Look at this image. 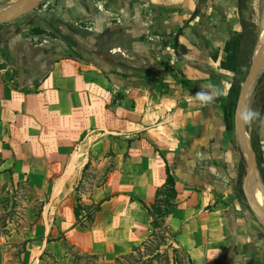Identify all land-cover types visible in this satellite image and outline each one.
<instances>
[{
	"label": "crops",
	"instance_id": "crops-1",
	"mask_svg": "<svg viewBox=\"0 0 264 264\" xmlns=\"http://www.w3.org/2000/svg\"><path fill=\"white\" fill-rule=\"evenodd\" d=\"M243 20L238 0H44L0 26V191L51 182L50 194L63 195L83 180L90 154L77 142L91 132L112 139L115 165L91 195V203L107 200L91 228L77 224L73 203L58 209L37 223L43 234L28 239L20 264H68L66 245L111 264L141 246L151 217L137 199L155 202L167 166L178 193L167 224L193 263L264 264V231L237 195V139L223 112L234 76L222 68L225 49ZM118 25L137 38L108 47L111 61L129 54L125 70L76 54L67 42L64 57L54 60L51 51L37 60L46 46L37 35L60 28L117 37ZM137 50L146 70L134 63ZM201 90L214 99L201 102ZM261 145L264 156V127Z\"/></svg>",
	"mask_w": 264,
	"mask_h": 264
},
{
	"label": "rangeland",
	"instance_id": "rangeland-1",
	"mask_svg": "<svg viewBox=\"0 0 264 264\" xmlns=\"http://www.w3.org/2000/svg\"><path fill=\"white\" fill-rule=\"evenodd\" d=\"M31 1L32 0H0V18L6 17L15 10L27 8ZM246 14L248 15L247 23L249 24L247 33L249 36L252 34L255 35L253 36L255 47L252 50H250L252 42L250 40L247 42L248 49L252 52L251 55L247 57V64L244 69V74L247 79L252 66L264 50V0H248ZM116 29L117 37H95L91 34L90 36H81L77 31L63 32L60 28L53 29L49 32L47 37L37 35L39 36L38 44L46 45L44 49H39L37 60L39 62L43 59L45 57V52H47L49 56L51 51H53L54 60L64 57L67 52L63 47V42H67L70 51L76 54H83L90 60H95L100 64H105L107 66L112 64L125 70V55L129 56V54L125 53L123 50L119 51L113 58L114 60L111 61L108 47L114 43H117L122 47L126 45L129 46L131 41L136 43L137 38L134 36L129 37L127 32H129L130 29H126L122 25H118ZM57 35L61 37H56ZM45 42H48V44ZM133 58L134 63L137 64L139 69L146 70L147 65L144 54L137 50L133 53ZM37 67L39 70L35 71V73H41L39 64ZM263 73L264 68L258 73L257 79L260 78ZM255 85L256 81L248 98L250 103L246 106L247 108L252 109V97ZM241 125L243 126L244 132L251 144L250 131L253 126V121L250 124L242 122ZM235 134L237 143L240 146L248 165L247 179H244L242 182V189L246 198L244 206L253 223L259 229L264 231V227L256 219L252 211L251 199L248 195L252 178L250 156L247 149H244L245 151L242 149L243 143L240 141V133L236 131ZM109 142H112L110 137L99 136V133L93 132L85 135L84 138L77 142V147H81L83 151L90 154L89 167L85 171L83 180L77 183H70L71 188L63 195L54 196L50 194L53 185H55V183L51 182H24L14 187L13 193H9L6 190L0 191V253L6 256L5 259H7V261L5 264H20L18 258L25 248L28 239L37 240L43 234V226L37 227V223L43 220L46 221V219H54L56 217L55 212L58 213V209H64L65 206H68L71 203L74 204V209L76 206L81 207L80 209H94V206L91 203V195L97 188L105 185L111 172L115 168L113 160L114 154L108 147ZM95 145H98L99 147L96 151L93 150ZM92 151L94 152L92 153ZM251 188L254 189L255 194L257 195L255 186L252 185ZM164 199L165 198H163V200ZM257 208L259 209L258 205ZM44 209H51L50 213L43 214ZM259 213L262 216L260 209ZM83 215L85 216V214ZM89 224V222L84 223V225L88 226ZM152 230L150 224L148 233L150 234ZM59 239L61 240V237H59ZM66 248L69 257L68 264H72L73 262H76V264L84 263V261L78 259L75 261L73 256L77 250L71 249L72 247L68 245H66ZM99 264H106V262L105 260L100 259Z\"/></svg>",
	"mask_w": 264,
	"mask_h": 264
},
{
	"label": "trees",
	"instance_id": "trees-1",
	"mask_svg": "<svg viewBox=\"0 0 264 264\" xmlns=\"http://www.w3.org/2000/svg\"><path fill=\"white\" fill-rule=\"evenodd\" d=\"M247 2L248 0H238V7L241 14L247 9ZM198 14L199 12L197 11L196 15ZM248 26L249 24L243 20V32L231 36L225 49L228 57L226 61L222 63V68L234 75L228 99L223 103L226 126L231 133L236 132V111L241 89L246 81L244 69L247 64V57L252 53L250 50L255 47V43H253V36L255 35H248ZM182 33L183 31H180L178 36ZM248 40L252 42L250 50L247 45ZM176 48H180L179 45H176ZM252 110L258 112L259 116L253 120V126L250 131L251 146L256 156L260 180L264 184V156L261 145V134L264 127V73L256 80L252 97ZM236 148L240 158L238 176L239 188H237V195L242 202H245L246 198L242 189V182L247 177L248 165L238 143H236ZM88 167L89 164L86 166V169H88ZM166 170V182L158 189L155 202L148 206L143 201L137 199V201L147 209L152 220L151 227L153 230L141 246L134 248L127 254L119 256L111 264H194L190 253L179 245L177 233L167 224L168 218L177 209L178 193L176 190L175 178L168 166ZM163 198L165 199L163 200ZM106 201L107 200H103L97 204L92 203L94 209H80L81 207L76 206L74 211L77 217V224L84 229L91 228L95 216L101 212V207ZM83 214H85V216ZM86 222L90 223L89 226L84 225ZM71 249L77 250L75 247ZM24 252L25 248L22 253ZM73 257L75 261H77V259L84 261L83 264H99L102 258L101 255L85 254L79 250H77ZM72 264H76V262Z\"/></svg>",
	"mask_w": 264,
	"mask_h": 264
},
{
	"label": "water",
	"instance_id": "water-1",
	"mask_svg": "<svg viewBox=\"0 0 264 264\" xmlns=\"http://www.w3.org/2000/svg\"><path fill=\"white\" fill-rule=\"evenodd\" d=\"M43 1L44 0H32L30 5L27 8L15 10V11L11 12L8 16L0 18V26L5 25L9 22L15 21V20L37 10ZM263 68H264V50L260 54L258 59L255 61L244 85L242 86L240 98H239V102H238V106H237V111H236V131L240 133V136H241L240 141L245 144L247 152L250 156V160H251L250 170H251V173L253 175V177L251 178L250 187L254 183H256V181L259 180L262 188L264 189V184L260 180V173H259V168H258L256 156L253 152L251 144L249 143V139L247 138V136L244 132L243 126L240 123V121H241L240 113H241L242 108H244L245 100H246L251 88L253 87L255 81L257 80L258 73H260V71H262ZM247 176H248V173H247ZM245 179H247V177ZM251 208H252V211H253L256 219L264 227V219L260 215L259 209L257 208L256 203L252 199H251Z\"/></svg>",
	"mask_w": 264,
	"mask_h": 264
},
{
	"label": "bare ground",
	"instance_id": "bare-ground-1",
	"mask_svg": "<svg viewBox=\"0 0 264 264\" xmlns=\"http://www.w3.org/2000/svg\"><path fill=\"white\" fill-rule=\"evenodd\" d=\"M8 16V15H7ZM263 19H264V16H263ZM264 36V34H263ZM263 38V37H262ZM261 43V42H260ZM263 43V42H262ZM260 53V52H259ZM258 53V54H259ZM252 92V88L245 100V104H244V108L249 105L250 103V100L248 99L250 94ZM240 123H242V120L240 121ZM242 149H246V146L245 144L243 143V146H242ZM245 151V150H244ZM253 177V175H252ZM255 186V189H256V193L257 195L255 194V191L253 188L249 187V197L250 199H252L258 206H259V209H260V212L262 214V216L264 217V189L262 188L261 184H260V181H256V183L253 184ZM248 187V186H247Z\"/></svg>",
	"mask_w": 264,
	"mask_h": 264
},
{
	"label": "clouds",
	"instance_id": "clouds-1",
	"mask_svg": "<svg viewBox=\"0 0 264 264\" xmlns=\"http://www.w3.org/2000/svg\"><path fill=\"white\" fill-rule=\"evenodd\" d=\"M196 97L203 103H209L214 99V97L209 92L204 90L197 92ZM240 116L243 123L250 124L259 116V113L252 110L251 108L245 107L242 108Z\"/></svg>",
	"mask_w": 264,
	"mask_h": 264
},
{
	"label": "built area",
	"instance_id": "built-area-1",
	"mask_svg": "<svg viewBox=\"0 0 264 264\" xmlns=\"http://www.w3.org/2000/svg\"><path fill=\"white\" fill-rule=\"evenodd\" d=\"M1 71V70H0Z\"/></svg>",
	"mask_w": 264,
	"mask_h": 264
}]
</instances>
